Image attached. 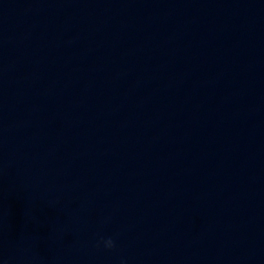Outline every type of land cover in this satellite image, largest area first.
Instances as JSON below:
<instances>
[{"label":"water","instance_id":"95a60500","mask_svg":"<svg viewBox=\"0 0 264 264\" xmlns=\"http://www.w3.org/2000/svg\"><path fill=\"white\" fill-rule=\"evenodd\" d=\"M0 264H264V0H0Z\"/></svg>","mask_w":264,"mask_h":264},{"label":"clouds","instance_id":"9594fccd","mask_svg":"<svg viewBox=\"0 0 264 264\" xmlns=\"http://www.w3.org/2000/svg\"><path fill=\"white\" fill-rule=\"evenodd\" d=\"M103 243H104V246L106 247V248H113L114 247V242H113V240L111 239V238H108V239H106V240H103Z\"/></svg>","mask_w":264,"mask_h":264}]
</instances>
